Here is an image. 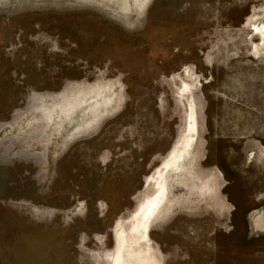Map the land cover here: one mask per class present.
Masks as SVG:
<instances>
[{
	"label": "rangeland",
	"instance_id": "obj_1",
	"mask_svg": "<svg viewBox=\"0 0 264 264\" xmlns=\"http://www.w3.org/2000/svg\"><path fill=\"white\" fill-rule=\"evenodd\" d=\"M157 183L150 264H264V0H0V264H115Z\"/></svg>",
	"mask_w": 264,
	"mask_h": 264
},
{
	"label": "bare ground",
	"instance_id": "obj_2",
	"mask_svg": "<svg viewBox=\"0 0 264 264\" xmlns=\"http://www.w3.org/2000/svg\"><path fill=\"white\" fill-rule=\"evenodd\" d=\"M17 113L15 112L16 116ZM147 195L144 197L141 203L140 209H137V213L134 218L130 220V223L122 225V233L117 243V253L115 254V264L125 259L129 264H150L149 256L143 249L145 241L143 239V233L147 230L149 225L155 224L160 218V215L168 214L171 210L170 204L162 203L156 204V197L159 193V184L152 188ZM165 198V197H164ZM143 199V198H142ZM156 213L155 217H152ZM159 216V217H158ZM128 222V221H127ZM129 246H131V253H128ZM130 249V250H131ZM128 255V256H127Z\"/></svg>",
	"mask_w": 264,
	"mask_h": 264
},
{
	"label": "snow or ice",
	"instance_id": "obj_3",
	"mask_svg": "<svg viewBox=\"0 0 264 264\" xmlns=\"http://www.w3.org/2000/svg\"><path fill=\"white\" fill-rule=\"evenodd\" d=\"M145 3H147V0H145Z\"/></svg>",
	"mask_w": 264,
	"mask_h": 264
}]
</instances>
